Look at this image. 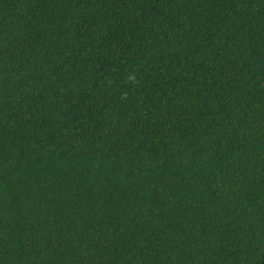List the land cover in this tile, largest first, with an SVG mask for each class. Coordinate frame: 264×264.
<instances>
[{
	"label": "trees",
	"instance_id": "16d2710c",
	"mask_svg": "<svg viewBox=\"0 0 264 264\" xmlns=\"http://www.w3.org/2000/svg\"><path fill=\"white\" fill-rule=\"evenodd\" d=\"M0 264H264V0H0Z\"/></svg>",
	"mask_w": 264,
	"mask_h": 264
}]
</instances>
